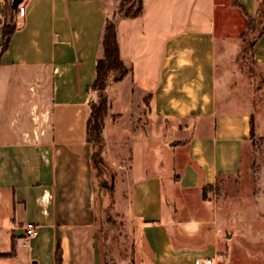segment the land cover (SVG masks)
Wrapping results in <instances>:
<instances>
[{
	"label": "crops",
	"instance_id": "obj_1",
	"mask_svg": "<svg viewBox=\"0 0 264 264\" xmlns=\"http://www.w3.org/2000/svg\"><path fill=\"white\" fill-rule=\"evenodd\" d=\"M119 2L24 0V16L14 13L16 30L0 55V264H204L218 254L224 259L217 264H239L241 254L234 259L215 221L179 217L176 191L199 190L240 170L254 109L241 81L226 80L229 67L221 83L226 102H218L217 62L228 58L243 76L238 14L256 16L264 0H143L140 15L116 20L130 71L107 89L103 136L107 150L117 135L110 155L122 175L117 204L131 241L128 256L107 262L86 120L104 24ZM4 7L0 0V47ZM262 25L252 60L264 68V14ZM231 91L246 102L239 110L227 108ZM171 127L179 135L167 146ZM26 222L37 225L35 236L25 237Z\"/></svg>",
	"mask_w": 264,
	"mask_h": 264
},
{
	"label": "rangeland",
	"instance_id": "obj_2",
	"mask_svg": "<svg viewBox=\"0 0 264 264\" xmlns=\"http://www.w3.org/2000/svg\"><path fill=\"white\" fill-rule=\"evenodd\" d=\"M108 12L112 15L111 7H108ZM238 16V22L242 24L241 31L246 32L248 18L245 19L240 13ZM252 25V32L248 35V39H251L259 30L258 17ZM238 42L241 46V39H238ZM241 56L240 50L238 65L243 76H237L236 66L234 68L230 66L228 58L220 56L217 62L218 102L221 104L226 102L224 94H221L223 90L221 83L222 75L230 68L229 74L226 72V80L241 81L246 90L245 95L250 99L254 109V136L249 148H243L240 170L235 175L219 178L215 184L199 190L176 191V199L182 207L179 215L181 219L199 218L215 221L213 224L219 229L220 240H229L232 243L234 259L239 253L241 254L243 259L239 261V264H252L255 257H257L256 263L264 264V68L253 63L251 54L245 53L243 59ZM227 96V108L230 110H239L246 103L239 91H231L227 93ZM138 124H143V119H140ZM110 130L111 122L107 119V136H111ZM190 134L191 132L188 131L182 135ZM178 135L171 127L164 142L170 146L173 142L170 137ZM116 137V134L112 136V143L108 144L107 150L104 144L93 147L94 154L97 156L94 161L98 206L96 225L100 247L107 262H111L114 257L128 256L131 241L130 230L117 204L123 186L122 175L116 171L112 163V160L116 161V159L110 155L117 150L113 143ZM147 151L146 153L149 152ZM155 155L157 158L162 157L158 152ZM162 158L168 159L169 155H164ZM169 189L167 181L164 187L166 194ZM164 199V205L168 208V197ZM191 227L195 228V224L192 223Z\"/></svg>",
	"mask_w": 264,
	"mask_h": 264
},
{
	"label": "trees",
	"instance_id": "obj_3",
	"mask_svg": "<svg viewBox=\"0 0 264 264\" xmlns=\"http://www.w3.org/2000/svg\"><path fill=\"white\" fill-rule=\"evenodd\" d=\"M4 1L5 7L3 11V16L1 18L3 26V44L0 47V55L6 49L9 40L14 31L16 30L17 26L14 14L15 12H17V8H14L12 6L11 0ZM235 3L238 4V2ZM142 11L143 0H120L115 14V18L106 19L105 21L101 39L102 54L98 58L96 63L95 80L92 85L88 88V90L93 94V97L89 103V112L86 120V140L93 147H100L104 144L103 131L105 126V118L109 110L107 89L111 83L121 81L130 71V68L124 63V61L120 57L116 33V20L118 18L136 17L140 15ZM263 14L264 7H260L256 16L248 17L246 32H243L241 34L242 59L245 53L251 54L252 57V45L263 32ZM257 17L260 26L259 30L251 39H248V35H250L252 32V22ZM93 156L94 165V161L97 156H95V154ZM12 251H15V245L12 246Z\"/></svg>",
	"mask_w": 264,
	"mask_h": 264
},
{
	"label": "built area",
	"instance_id": "obj_4",
	"mask_svg": "<svg viewBox=\"0 0 264 264\" xmlns=\"http://www.w3.org/2000/svg\"><path fill=\"white\" fill-rule=\"evenodd\" d=\"M17 8V15L19 17H23L25 14V5L23 3V0L18 4ZM37 234V225L33 222H26L24 226V235L25 237H32ZM221 259H224L223 254H218L216 259L215 258H206L203 263L204 264H217V262Z\"/></svg>",
	"mask_w": 264,
	"mask_h": 264
},
{
	"label": "water",
	"instance_id": "obj_5",
	"mask_svg": "<svg viewBox=\"0 0 264 264\" xmlns=\"http://www.w3.org/2000/svg\"><path fill=\"white\" fill-rule=\"evenodd\" d=\"M21 1L22 0H11V4L14 8H16Z\"/></svg>",
	"mask_w": 264,
	"mask_h": 264
}]
</instances>
